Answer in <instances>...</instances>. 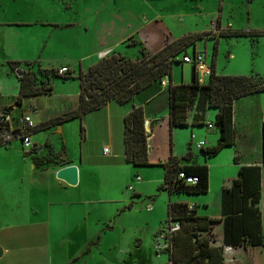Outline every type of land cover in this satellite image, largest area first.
I'll return each instance as SVG.
<instances>
[{"label": "rangeland", "instance_id": "obj_1", "mask_svg": "<svg viewBox=\"0 0 264 264\" xmlns=\"http://www.w3.org/2000/svg\"><path fill=\"white\" fill-rule=\"evenodd\" d=\"M256 4L252 7V23L264 26V8L261 4ZM222 5L224 10L221 28L228 29L231 24L232 30H253L250 28V5L247 0H223ZM220 6L221 0H0V54H9L11 57L17 54L23 57H33V54L85 56L90 53L91 46L97 43L98 34L105 22H119L122 37L136 36V39L130 38L128 43L132 39L137 40L148 52L156 54L167 42L190 34L214 35L220 22ZM83 22L90 27L89 33L82 27ZM77 23L79 25L72 31V24ZM56 24L70 26L58 29ZM83 32L85 39L79 40L72 36ZM120 34L112 37L120 38ZM218 40L217 45L215 39L198 41L197 50L196 47L188 48V55H208L211 66L216 50L217 67L219 64L222 66L221 70L232 71L231 68L234 67L227 63L229 54H249L254 59H257L255 54H264V49L253 47L251 40L247 38ZM130 43L134 44V41ZM118 52L135 59L140 54V47L128 48L124 45L120 46ZM182 59L183 56H180L178 61L182 62ZM5 66L0 63V109L15 103L14 82H17V77L11 75ZM192 69V64L173 65L174 75L181 77L184 73L188 82H191ZM73 85L59 80L54 82L53 87L59 95ZM41 100L46 102L49 99ZM29 110L31 104L27 101L22 109L13 111L12 114L19 118L22 111ZM66 126H72V134H67L68 129H65L64 139L55 134L56 129L32 134V146L36 145L38 150L45 145L37 158L42 159L50 154L47 149L52 139L57 153L63 152L65 142L72 160L77 164L81 163V159L93 164L105 162L101 156L100 137L99 143L90 142L93 138L89 137L88 140L85 127L80 121H73ZM94 146L95 154L90 157L89 153ZM30 155V149H23L20 140H14L8 147L0 148V214L5 212L0 226L19 225L18 231L13 232L24 237L21 256L23 261L26 260L24 264L170 263L168 255L159 253L157 245L158 242L162 244L159 237L167 222V193L153 187L152 190H156L153 197L135 199L134 192L128 188L124 191L130 195L129 199L124 204L117 203L115 201H120L124 196L121 195L122 184L115 186L112 183L116 175L104 172L103 168L89 167L88 177H93L81 186L80 192L84 196L75 194V198L92 200V203L85 208L83 206L84 213L78 212L64 218L46 211L49 198L35 193L36 190H41V181L40 177L37 180L36 176L33 178ZM146 170L148 169H143ZM125 177L124 170H120L116 179L122 182ZM133 180V183H137L138 177ZM47 222L51 227L48 235L42 226ZM1 239H5L3 234ZM0 242L2 243L1 240ZM5 244L7 245V241ZM128 248L133 257H122L121 250ZM0 264L16 263L8 258Z\"/></svg>", "mask_w": 264, "mask_h": 264}, {"label": "crops", "instance_id": "obj_2", "mask_svg": "<svg viewBox=\"0 0 264 264\" xmlns=\"http://www.w3.org/2000/svg\"><path fill=\"white\" fill-rule=\"evenodd\" d=\"M256 1V2H255ZM261 4L264 8V0H253L250 5V31H264V26H255L252 23V7L253 5ZM223 0H221V12L219 15V24L216 33L224 31L226 29L221 28V18L223 12ZM264 10V9H263ZM79 23L72 24V31L76 29ZM83 25V26H82ZM81 26L89 31L86 23ZM70 25L56 24V27L69 28ZM122 27L119 22L108 24L104 23L101 27V32L98 34L97 43L91 46L90 53L87 55L78 54H33V57H23L21 54L9 56V54H0V63L7 65L9 62H19L23 67L27 63L38 64L39 68L44 70H59L61 68H67L72 73L73 78L71 80L55 79V81L61 80L63 83H73L71 88L65 89L59 95L53 89L52 94L38 96L24 101L21 107H18L13 103L6 108H13L14 112L22 109L27 101L31 104V110L22 111V114H30L34 118L36 125L50 120L64 114L70 109L76 108L80 96V83L77 77L80 71H87L90 66L101 60L102 58L111 55L114 52L123 55V52H118L120 46L127 45L130 38L136 39L133 35L129 38L122 37L120 29ZM230 29L233 26L230 24ZM228 28V29H229ZM245 31V30H238ZM119 33L120 38H113L114 34ZM72 36L76 39L82 40L86 36L83 33ZM250 39L253 47H261L264 49V37H241V38H221V39ZM137 41V40H136ZM209 41V40H208ZM197 50V47L195 48ZM264 51V50H263ZM207 55V54H206ZM257 59H254L249 54H229L228 62L234 68L232 71L221 70V65H216V72L218 75H231V76H250L252 74H259L264 77V54H255ZM30 56V55H29ZM128 58L126 55H123ZM139 56L135 57L138 58ZM132 59V58H129ZM208 61V55L206 57ZM212 67V65H211ZM36 70V69H34ZM78 70V71H76ZM14 77L15 75L12 74ZM16 79V78H15ZM14 82V96L15 102L19 96L20 83L18 79ZM53 82V84H54ZM186 84L190 85L193 82V69L191 73V82H188L185 78V74L182 73L181 77H176L172 70L171 81L164 79L161 83L156 82L150 87L138 94L134 100L126 105H120L113 101L103 107L100 111L84 116L80 120L83 123L87 138L91 139L93 144H97L102 139V158L105 160L103 164H93L92 162H85L81 159V163L77 164L72 160V156L66 148L65 142L63 146V152L57 153L54 148L55 143L51 139L49 145L52 146L55 154L64 161H70V165H75L79 168V185L77 187H70L66 183L56 178V173L64 168L57 166V168H37L33 160V178L36 176V180L40 177L41 190H36L42 196L49 198L48 206L45 207L46 211L59 214L64 218L66 215H75L78 212L84 213L85 206H89L92 200H78L75 198V194L84 196L81 194V186L91 177H88L90 171L89 167L103 168L104 172L108 171L111 174H120V170H124L126 177L125 180L120 182L119 179H114L113 185L117 186L118 183L122 184L121 195L124 196L117 203H125L130 195L125 193V189L129 187L133 188L135 199H141L146 196L153 197L155 191L167 193V215L169 203H185L191 209L195 210L198 217L206 218L208 220L216 221L212 224L211 233H204L203 236L212 238L211 244L214 247L224 248V264H264V157H263V124H264V93L254 94L247 97H243L234 101L233 105V124L236 130V143L233 147L224 148L215 157L209 158L204 155L201 143H204L203 148H212L216 146L220 139V131L217 128L210 129L206 123L210 122L214 124L217 115V110L206 108L205 111L202 107H197V103L189 110V125L184 127H178L171 129L170 127V100H169V86ZM4 85L7 83H3ZM16 85V86H15ZM58 87H56L57 90ZM65 88V87H64ZM69 90V91H68ZM56 95H58L56 97ZM1 97V95H0ZM49 99L46 102H42L41 99ZM58 98V99H56ZM199 100V98H196ZM133 107H142L145 113V130L148 135V160L150 166L135 167L132 164L127 163L124 146V119L132 111ZM2 110V109H0ZM203 111V116H199L198 113ZM69 121L62 125H58L50 130L56 129L55 134H59L64 139L63 135L66 133L65 129H68L67 134H72V126H66ZM205 121V122H204ZM194 122H199L202 125H194ZM64 130V131H63ZM47 131V130H46ZM43 132V131H42ZM36 146V145H35ZM43 145L42 147H44ZM89 156L92 157L95 154V146L91 148ZM49 149H47L48 151ZM108 150V153H105ZM189 152H192L193 159L190 164L207 165L209 167V190L205 195H180L170 196L165 190H160L164 184L166 169L164 165L169 161L171 156L178 159H183ZM33 156V155H32ZM214 159V160H213ZM237 159V161H236ZM91 160V159H89ZM95 163V162H94ZM182 165H186L183 162ZM68 166V165H67ZM256 166L261 169V201L260 212L262 218V235L263 243L261 245L246 244L243 246L232 247L225 243V223L224 219L226 214L231 211L232 202L225 197V191L232 188L234 181L239 177V172L242 167ZM66 167V166H65ZM136 169L137 171H134ZM143 169H148L143 171ZM164 169V170H162ZM150 171V172H148ZM88 177V178H87ZM134 177L141 178L137 183H133ZM28 178L26 177V180ZM119 180V181H118ZM118 181V182H117ZM154 189L156 190H152ZM152 190V191H151ZM72 195H74L72 197ZM116 200V199H115ZM76 206V207H75ZM84 206V208H83ZM18 208L20 206H17ZM89 211H86L88 213ZM9 214V213H8ZM5 212L0 214V220L4 217ZM19 226V225H18ZM18 226H0V247L3 249L4 255L0 259V262L4 259L11 258L16 264H24L22 260V250L24 237L19 236ZM45 227L44 231L46 235L50 234V223L42 224ZM15 233V234H14ZM1 234L5 239H1ZM28 238V236H27ZM7 241V245L5 242ZM229 248H232L229 250ZM120 255H130L133 257V253L128 250H121ZM78 261V260H77ZM170 262V261H169ZM109 264V263H108ZM111 264V263H110ZM169 264H173L170 262Z\"/></svg>", "mask_w": 264, "mask_h": 264}, {"label": "trees", "instance_id": "obj_3", "mask_svg": "<svg viewBox=\"0 0 264 264\" xmlns=\"http://www.w3.org/2000/svg\"><path fill=\"white\" fill-rule=\"evenodd\" d=\"M252 1L247 0L248 3ZM241 37H264V31H238L229 28L216 35L190 34L176 41L167 42V45L156 54H151L141 43L132 39L130 41H134V44H131L130 41L128 44L140 47V57L129 59L114 52L90 66L87 71L81 70L77 78L80 83V96L76 108L41 123L34 133L46 131L76 119L80 120L86 115L100 111L113 101L120 105L129 104L152 84L161 83L167 77L171 81L173 65L176 63L184 64L178 61L179 57L188 56L187 49L195 48L198 41L215 39L217 45L219 38ZM216 59L217 51L215 50L212 75L206 84L200 85L198 83L196 70L193 67L192 84L173 85L171 82L169 86L171 129L189 125V110L196 103L197 107H202L203 111L206 108L217 110L213 125L220 131L219 142L212 148H202L204 155L209 158L215 157L226 147L235 146L234 101L264 93V77L259 74L250 76L218 75ZM5 67L11 75L14 74L17 77L20 83L19 96L15 102L18 107H21L24 101L28 99L52 94L55 79H74L69 71L64 76H60L58 70H44L39 68L38 64L27 63L23 67L19 62H9ZM13 111V108H5L0 110V114L12 113ZM203 111H200L198 115L203 116ZM145 120L142 107H133L124 119L126 161L135 167L150 166ZM209 124L210 122L206 123L207 127ZM194 125L202 124L194 122ZM2 147L4 146L0 143V148ZM34 151L31 152V158L37 168H49L54 165L65 167L71 164L70 161L62 162L50 145V154L45 158L39 159L37 156H32ZM192 159V152H189L183 159L171 156L164 165L166 174L160 190L167 191L170 196L207 194L209 190V167L190 164ZM183 162L186 165H182ZM180 172H184L187 176L198 177V183L193 186L186 185L178 179ZM260 172V167H242L232 188L225 191V197L232 202L231 211L226 214L224 219L226 245L238 247L246 244L255 246L263 243L262 218L259 207L261 201ZM167 219L180 225V231L171 238L172 247L163 252L168 255L170 262L173 264H224V248L212 246V238L203 236L204 233H211V225L216 221L198 217L195 210L185 203H169Z\"/></svg>", "mask_w": 264, "mask_h": 264}, {"label": "built area", "instance_id": "obj_4", "mask_svg": "<svg viewBox=\"0 0 264 264\" xmlns=\"http://www.w3.org/2000/svg\"><path fill=\"white\" fill-rule=\"evenodd\" d=\"M184 64H192L196 70L197 80L200 85H204L209 81L212 75V67L207 63L206 57L202 54L194 53L193 56H186L182 59ZM68 73L67 68H61L58 70L60 76H64ZM213 124H209L208 128L214 129ZM37 128L30 114H22L19 118L15 119L12 113L0 114V143L4 147H8L14 140H20L23 149H30V152L35 150L34 145L31 143V136ZM204 143L200 144L203 148ZM108 153V150H105ZM178 179L183 181L186 185H196L198 183V177L187 176L184 172L178 174ZM140 181V178H138ZM129 190H133L129 187ZM167 219L165 230L160 235L159 239L162 240V244L158 242L159 253L166 252L172 247L171 238L174 234L180 231L179 223L173 222ZM232 248H229L231 250Z\"/></svg>", "mask_w": 264, "mask_h": 264}, {"label": "water", "instance_id": "obj_5", "mask_svg": "<svg viewBox=\"0 0 264 264\" xmlns=\"http://www.w3.org/2000/svg\"><path fill=\"white\" fill-rule=\"evenodd\" d=\"M169 81V77L166 78ZM35 147V146H34ZM44 148H39L38 150L35 147V151L32 153L33 156H37L40 154ZM56 178L64 183H66L70 187H77L79 185V168L75 165H68L62 169H60L56 173ZM4 252L0 247V259L3 257Z\"/></svg>", "mask_w": 264, "mask_h": 264}]
</instances>
